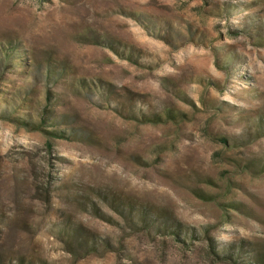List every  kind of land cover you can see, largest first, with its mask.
Masks as SVG:
<instances>
[{
	"label": "rangeland",
	"instance_id": "1",
	"mask_svg": "<svg viewBox=\"0 0 264 264\" xmlns=\"http://www.w3.org/2000/svg\"><path fill=\"white\" fill-rule=\"evenodd\" d=\"M263 166L264 0H0V264H264Z\"/></svg>",
	"mask_w": 264,
	"mask_h": 264
},
{
	"label": "trees",
	"instance_id": "2",
	"mask_svg": "<svg viewBox=\"0 0 264 264\" xmlns=\"http://www.w3.org/2000/svg\"><path fill=\"white\" fill-rule=\"evenodd\" d=\"M131 116L132 117H135L133 115H131ZM170 116H172L171 113H170ZM144 118H145V121H152V122H155V120L157 122L160 121V119H157L158 118V115H155V114L154 115H151L150 117H144ZM15 120L18 123H20L23 126H25V127H28V126H31L32 127L33 126V125H29V123H27V122H24V121L21 122V119H19V118H15ZM32 128H34V127H32ZM44 131H45V133L47 134L48 137H59V136L62 137V136H65L64 134H66L65 132L62 131V129H58V130L57 129H53V130H45L44 129ZM262 171L264 172V166L262 167ZM230 205L234 206L233 203H230ZM224 211H228V210L224 209ZM141 215L142 216L140 217V220H141L142 224L145 225V226H152L151 220L149 219V221H148L146 219V215H147L146 212L145 211L142 212ZM151 219H153V218L151 217ZM61 232H63L62 234H65L66 233L67 236H70V235L71 236H75V235L76 236H79L78 233H83L84 234V232L83 231H80L79 228H77V226H74V225H72L69 222H65L63 224ZM85 234H86V236H85V242H88V243H86L85 245L82 244V246L86 250H88L87 252H89L92 249V246H90V244L92 243V242H90V240L92 238H91V235L88 236V233L85 232ZM92 240L94 241L95 239H92ZM225 256H228V257L232 258V255L231 254H225ZM233 262H234V264H259V262H252V261L239 262L238 260H236V261L234 260Z\"/></svg>",
	"mask_w": 264,
	"mask_h": 264
}]
</instances>
